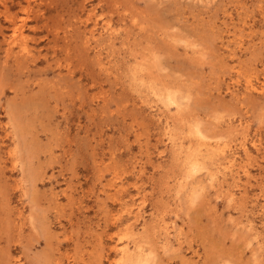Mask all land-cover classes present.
<instances>
[{
    "label": "rangeland",
    "instance_id": "obj_1",
    "mask_svg": "<svg viewBox=\"0 0 264 264\" xmlns=\"http://www.w3.org/2000/svg\"><path fill=\"white\" fill-rule=\"evenodd\" d=\"M0 264H264V0H0Z\"/></svg>",
    "mask_w": 264,
    "mask_h": 264
},
{
    "label": "bare ground",
    "instance_id": "obj_2",
    "mask_svg": "<svg viewBox=\"0 0 264 264\" xmlns=\"http://www.w3.org/2000/svg\"><path fill=\"white\" fill-rule=\"evenodd\" d=\"M18 30V29H17ZM15 31V30H14ZM15 40V39H14ZM199 133V132H198ZM199 150V149H198ZM216 150V149H215ZM218 151V150H217ZM193 162V161H192Z\"/></svg>",
    "mask_w": 264,
    "mask_h": 264
}]
</instances>
